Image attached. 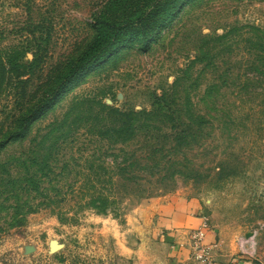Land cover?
<instances>
[{
  "label": "rangeland",
  "instance_id": "1",
  "mask_svg": "<svg viewBox=\"0 0 264 264\" xmlns=\"http://www.w3.org/2000/svg\"><path fill=\"white\" fill-rule=\"evenodd\" d=\"M99 4L0 0V54L21 64L32 59L36 47L42 64L33 77L46 74L87 40ZM251 28L264 40V1L197 0L146 53L124 50L71 85L24 140L0 153L1 162L48 160L53 174L46 183L66 197L27 213L21 226L0 220V264H121V233L129 215L143 201L176 194L197 198L206 223L237 249L264 248V75L248 68L260 60L247 48L254 40ZM194 59L200 63L190 65ZM174 78L182 79L176 102L187 95L192 111L205 119L195 141L175 149L160 133H139L122 144L97 138L96 102L119 111L148 110ZM208 87L212 92L206 96ZM10 109L11 100L1 96L0 126ZM161 130L168 133L167 127ZM98 164L111 175L104 193L117 195L102 212L86 204L89 194L95 198ZM241 239L248 242L240 246Z\"/></svg>",
  "mask_w": 264,
  "mask_h": 264
},
{
  "label": "trees",
  "instance_id": "2",
  "mask_svg": "<svg viewBox=\"0 0 264 264\" xmlns=\"http://www.w3.org/2000/svg\"><path fill=\"white\" fill-rule=\"evenodd\" d=\"M196 1L100 0L90 16L87 40L63 61L51 66L46 74L36 78L33 77L34 71L42 64V60L37 58L36 47L32 59L21 64L6 60L0 54V97L6 96L11 100L8 122L0 126V153L7 146L24 140L32 125L82 76L116 61L124 50L134 49L146 53L151 45L159 41L161 33L176 16ZM251 30L254 40H248L247 48L259 55L260 60L248 68L251 72L259 71L264 75V40L255 34H260L259 30ZM224 38L225 35L220 36L217 41ZM195 62L199 61L194 59L189 64ZM260 74L255 77L258 78ZM181 80L174 78L167 91L155 95L148 110L119 111L101 101L96 102L95 135L98 139L122 144L139 133L150 136L160 133L164 141L167 137L172 141L171 147L175 149L195 141L203 133L205 119L192 111L187 95L183 102H176V90ZM211 90L206 88V96L211 94ZM161 127H167L168 133H163ZM128 165L131 168L137 166L136 159ZM14 168L21 169L22 174L12 176L10 170ZM51 174L53 171L46 159L27 157L0 161V220L9 227L21 226L27 213L65 200L61 188L51 183L47 185ZM105 183H112L111 175L103 165H95V198L89 194L91 197L86 203L95 204V212H102L107 206L116 203V191L104 193L109 188ZM76 206L80 208L83 205Z\"/></svg>",
  "mask_w": 264,
  "mask_h": 264
},
{
  "label": "crops",
  "instance_id": "3",
  "mask_svg": "<svg viewBox=\"0 0 264 264\" xmlns=\"http://www.w3.org/2000/svg\"><path fill=\"white\" fill-rule=\"evenodd\" d=\"M204 216L199 200L184 195H169L143 201L129 215L121 233V264H264V248L253 256L237 249L230 239L206 223L203 244L209 248V263L189 256V232L200 227Z\"/></svg>",
  "mask_w": 264,
  "mask_h": 264
},
{
  "label": "built area",
  "instance_id": "4",
  "mask_svg": "<svg viewBox=\"0 0 264 264\" xmlns=\"http://www.w3.org/2000/svg\"><path fill=\"white\" fill-rule=\"evenodd\" d=\"M206 226V221L204 220L200 227H197L195 229H192L189 232V242H188V248H189V256L197 261L209 263L211 261L209 257V248L205 246L202 242L204 237V228ZM248 240L241 239L239 245L243 246ZM250 242V241H249ZM238 250H240L242 253L253 256L254 255V248L253 245H250L249 249H244L243 247H238Z\"/></svg>",
  "mask_w": 264,
  "mask_h": 264
},
{
  "label": "water",
  "instance_id": "5",
  "mask_svg": "<svg viewBox=\"0 0 264 264\" xmlns=\"http://www.w3.org/2000/svg\"><path fill=\"white\" fill-rule=\"evenodd\" d=\"M53 245H55V244H52L51 247L54 249ZM55 246H56V245H55ZM56 247H57V246H56ZM56 247H55V248H56ZM30 248H31V247H28V246L24 247L25 252H29V251H30Z\"/></svg>",
  "mask_w": 264,
  "mask_h": 264
}]
</instances>
